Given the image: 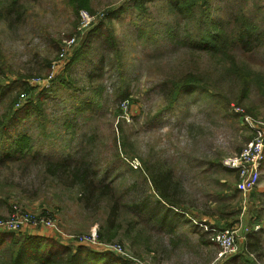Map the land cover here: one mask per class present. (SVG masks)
<instances>
[{
	"label": "rangeland",
	"instance_id": "374dc122",
	"mask_svg": "<svg viewBox=\"0 0 264 264\" xmlns=\"http://www.w3.org/2000/svg\"><path fill=\"white\" fill-rule=\"evenodd\" d=\"M133 1L86 0L93 13L82 11L94 22L80 31L69 0H20L23 17L11 29L0 18V86L26 82L34 91L31 96L22 93L16 109L29 102L40 109L25 120L17 119L9 135L27 133L32 152L43 160L85 155L83 159L97 172L91 171L95 185H107L118 208L110 218L107 194L82 204L84 193L70 186L71 177L63 181L47 175L43 160L30 161L28 156L21 163L0 166V221L17 226L0 232L54 239L74 251L84 246L99 256L110 252L129 264H237L247 255L245 244L254 242L253 234L258 233L262 240L249 260L264 264V233L254 227H264V162L259 184L246 194L237 190L236 171L222 165L257 136L245 118L264 132V40L251 41L249 51L238 47L227 52L253 80L240 105L236 100L241 82L229 72L223 54L191 47L198 34L193 28H178L176 41L170 40L164 31L174 27L176 18L168 13L166 0H150L143 15ZM211 2L207 15L214 21L232 29L241 12L264 31V0ZM121 7L119 18L107 19L110 10ZM106 24L113 26L119 51L121 47L118 58L111 56L102 39ZM98 27L88 56L95 65L100 61L104 65L90 78L86 77L92 66L83 61L66 72L74 53ZM139 28L145 32L142 37ZM71 37L76 45L61 58L63 41ZM186 72L204 78L215 97L196 93L173 112H164L165 80ZM123 88L129 91L128 99L120 97ZM1 102L0 98V110ZM92 102L98 107L79 112L82 104ZM66 123L73 127L66 128ZM147 166L172 175V192L186 209L160 199L149 177L146 181L143 176ZM6 176L11 178L7 185ZM143 199L144 204L125 205ZM157 201L171 210L167 227L149 218L148 213L159 208ZM211 207L240 213L229 226L211 224V218L199 213L210 212ZM207 228L230 231L236 239L235 252L220 256ZM99 233L105 239H99Z\"/></svg>",
	"mask_w": 264,
	"mask_h": 264
},
{
	"label": "trees",
	"instance_id": "16d2710c",
	"mask_svg": "<svg viewBox=\"0 0 264 264\" xmlns=\"http://www.w3.org/2000/svg\"><path fill=\"white\" fill-rule=\"evenodd\" d=\"M69 1V4L75 10L78 18L80 11L83 9L93 13L87 6L86 0H82L81 2H78V0ZM149 1L150 0H134L133 5L136 6L137 11L143 15L144 11H147V4ZM211 1L212 0H166L168 13L171 15L172 11L175 14L176 21L174 27H172V29H166L164 34L166 36L168 35L170 40L173 39L176 41L175 30L177 31L178 28L183 26L186 27L185 29L193 28L198 34L196 35V41H194L195 44L191 45V47L205 50L210 54H223L225 60L229 62V72L235 74L236 78L241 82V89L239 90L238 100H236V102L242 105L247 97L253 80L244 69L239 67L238 60L229 56L227 52L236 50L238 47L245 51L251 50V41L262 42L264 40V31H261L258 24L251 22V20L248 19L249 17L246 14V16L244 14L242 15L241 12L236 15L232 29H229L228 26L225 27L223 21H214L207 15L212 8ZM19 3L20 0H5L0 6V18L7 28L11 29L15 27L16 21L21 20L23 17L22 6ZM123 11V7L110 10L107 19H117L120 17L119 14ZM188 20L195 23V26L189 22L187 23ZM182 21H184L183 25ZM106 25L107 27H104L105 32L102 35V39L104 44L111 49V56L118 58L121 55V47L119 51L113 26ZM99 29L100 27L96 28L94 32L88 36L84 45L77 49L71 63L67 66L66 72H69L76 62L83 61L92 66V70L87 73L86 77L90 78L93 75L92 73L97 71L98 67L104 65L102 61L95 65L88 56L90 52V40L93 37L92 35ZM144 34L145 32L143 33L142 29L139 28V36L142 37ZM189 35L190 34H187V36ZM0 55H2L1 51ZM123 73H126L125 69H123ZM169 77L170 78L165 80L163 89L164 97L166 98L165 110L163 111L166 113L173 112L184 99H190L192 95L196 93L203 96L215 97V91L209 88L204 78L198 77V74L194 72H186L180 77L177 75H171ZM19 81L21 82V79H19ZM123 81H126L125 77ZM69 83L67 86H69ZM11 87H18L19 90L11 92L9 91ZM124 89L125 88H123V90ZM123 90H121L120 97L122 99H128L129 91L127 89ZM33 91V87L29 86L26 82L22 84L13 82L9 86H0L1 105L4 106V108L0 110V166L7 163L9 164L10 161L21 163L27 159L28 156H31L28 158L30 161H36L38 159L43 160L42 157L32 152V139L27 133L22 131L17 135H9V131L13 129L12 126L17 119L25 120L32 116L33 111L40 110L35 108L36 106H33L30 102L24 107L16 109L19 96L22 93L31 96ZM92 103L86 106L82 104L79 112L82 113L86 110H90V106L94 109L96 106L98 107L97 104ZM248 112L250 113V110ZM70 127L72 128L73 125L71 123H66V128ZM89 139L92 140L93 137H89ZM124 147L126 146L123 145V148ZM83 158H85V155H82L81 158H75L74 156L71 159H60L57 161L44 159V165L42 167L47 175L58 180L66 181L67 177H71L72 181H68L71 183L70 186L73 188L78 187L84 193V197L81 199L82 204L85 203V199L89 200L96 195L103 197L107 194L110 198V204L106 203V205L110 207V218H112L118 211L117 203L113 201V196L110 195L112 192L108 189L107 185L98 187L95 185V178L92 174L96 175L97 172ZM143 170L145 180L147 181L146 176H148L152 188L162 201H165L171 207L186 209L172 192V175L170 178V174L163 170L157 172V168L155 167H151L150 169L147 166ZM91 171H93V173ZM6 177L7 178L4 179V184L7 185L11 178H9V176ZM113 193L115 192L113 191ZM140 201L141 202L138 201L135 203L129 200L125 205L133 206L135 204H144L147 202L146 199ZM208 201L210 203L212 202V200ZM209 202H207V204L210 206ZM157 204H159L158 210H154L151 213L149 212V218L154 220L158 225L166 226L168 222L166 219L171 217V210L168 208L165 210V207L160 201H157ZM199 213L211 218V224L219 225L220 222H225V226H229L230 223L228 222L232 220L233 217L239 215L240 210L234 213H225L220 207L214 208V210H212L211 207L210 212L202 211ZM103 236L102 233H99V239H105ZM250 243L251 242L248 240L245 244L247 255L237 264H254L250 258L253 256L251 251H255L254 247L259 245V242L252 243L251 245ZM75 249L74 251L70 247L54 239L30 235H16L11 232H0V264H129L128 261L110 252H101V256H99V252L90 251L84 246H78Z\"/></svg>",
	"mask_w": 264,
	"mask_h": 264
},
{
	"label": "built area",
	"instance_id": "2783aa9c",
	"mask_svg": "<svg viewBox=\"0 0 264 264\" xmlns=\"http://www.w3.org/2000/svg\"><path fill=\"white\" fill-rule=\"evenodd\" d=\"M79 20V31L87 28L94 22L93 17L85 11H80ZM66 40L65 42L63 41L64 44H62L60 49L61 58L66 55L72 46L74 47L76 45L75 37ZM245 121L250 123L252 129L257 132L256 138L237 157L227 159L222 163L225 168L236 171L239 178L237 190L244 194L250 193L259 184L261 169L264 162V132L262 129L258 128L254 122L250 121L248 117L245 118ZM10 225V222L0 221V230L15 229L17 227H11ZM206 230L212 232L213 235L211 239L220 248V256L223 257L235 252L236 239L230 231L219 232L213 228H207Z\"/></svg>",
	"mask_w": 264,
	"mask_h": 264
},
{
	"label": "crops",
	"instance_id": "0c3cea01",
	"mask_svg": "<svg viewBox=\"0 0 264 264\" xmlns=\"http://www.w3.org/2000/svg\"><path fill=\"white\" fill-rule=\"evenodd\" d=\"M262 172H263V166H262V169H261L260 179H261V176H262ZM254 227H255V229H258V230H259V229H260V230L262 229V231H263V233H264V227H263V226H262V228H260L259 225H255ZM253 233H254V232H253ZM251 234H252V233H251ZM257 235H258V233H257V234H253V237H256L257 239H253V238H252V239L254 240V242H253V241H250V242H251L250 245H251L252 243L259 242V241L262 240V239L259 238L260 236H259V235L257 236ZM251 237H252V236H251ZM254 248H255V247H254Z\"/></svg>",
	"mask_w": 264,
	"mask_h": 264
}]
</instances>
